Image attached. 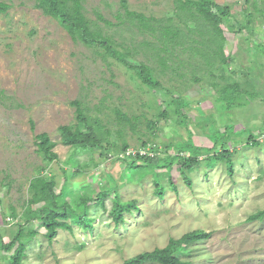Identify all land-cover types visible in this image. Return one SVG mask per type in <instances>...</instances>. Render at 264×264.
<instances>
[{
    "label": "rangeland",
    "instance_id": "1",
    "mask_svg": "<svg viewBox=\"0 0 264 264\" xmlns=\"http://www.w3.org/2000/svg\"><path fill=\"white\" fill-rule=\"evenodd\" d=\"M126 1L130 11L158 19L170 17L174 9V0ZM214 1L230 10V21L221 28L224 51L231 59L228 67L211 76L197 69L196 59L181 46L165 56L154 37L117 25L125 21L120 0H82L86 17L130 50L129 62L144 63L154 71L160 87L148 89L132 70L103 57L97 49L73 42L32 1L0 0L10 6L6 14H0V181L4 185L0 239L7 243L25 221L24 205L34 177L54 179L56 195L71 192L75 198L84 195L91 201L88 221L79 225L75 217L69 218L73 232L58 230L51 241L45 228L34 222L37 235L27 245L23 264H123L195 230L212 236L180 250L177 256L183 261L264 264V220L248 221L264 209V56L255 50L264 44V0H257V11L245 5V0ZM245 8L254 14L252 23L235 32L229 24L235 29L239 23L245 26ZM97 15L110 24L98 21ZM159 57H165L164 69ZM221 74L225 82L238 81L247 90L254 84L255 98L246 95L244 107L228 110L211 86L221 85ZM167 92L184 98L180 102L189 119L187 127L168 106ZM74 101L87 110L96 133L100 128V145L88 151L63 146L60 141V127L77 126ZM166 107L168 117L157 120ZM118 112L125 118L118 117ZM228 125L237 133L248 130L241 136L249 131L260 136L256 147L245 146L244 139L229 143V151L234 150L232 174L224 161L206 163L203 159L191 171L177 162L167 172L157 165V158L166 156V146L186 144L190 139L197 147H209L213 133L223 132ZM43 133L56 143V159L49 163L34 144ZM147 141L158 147L152 156L157 166L146 168L139 162L128 168L130 161L117 158L122 146L137 150ZM183 176L190 179V186ZM108 190H114L122 203L136 206L123 213L119 224L112 216L115 197L107 194L103 204L96 199ZM159 190H163L162 197L157 195ZM71 208L80 215L75 203ZM11 254L1 253L0 264H9Z\"/></svg>",
    "mask_w": 264,
    "mask_h": 264
},
{
    "label": "trees",
    "instance_id": "2",
    "mask_svg": "<svg viewBox=\"0 0 264 264\" xmlns=\"http://www.w3.org/2000/svg\"><path fill=\"white\" fill-rule=\"evenodd\" d=\"M33 2L35 9L58 22V24L68 33L73 42L81 43L87 48L97 49L103 57H110L118 63L132 70L137 79L148 89H157L160 87L154 71L146 64H132L127 59L130 56V50L123 44H117L112 37L107 36L102 28L94 21L89 20L84 11L82 0H30ZM245 5H251L257 11V0H245ZM120 5L125 11V21L120 20L119 26L126 25L138 29L139 33L154 37L161 45L165 56L168 51H173L177 46H181L182 51H189L191 58L196 59L197 69L213 75V72L219 69L228 67L231 57L225 54L224 47L226 38L221 26L223 23L229 22L231 14L229 7L218 5L214 0H174V9L172 15L166 18L147 17L143 14L130 11L126 0H120ZM10 6L5 2H0V14L4 15L8 12ZM244 15L247 18L245 26L239 23L235 29L232 23L231 28L235 32H241L246 29L254 18V14L244 9ZM98 21H102L109 25L100 15H97ZM198 38V39H195ZM146 46H150L149 42H144ZM152 49L155 48L152 45ZM255 50L264 56V44L255 46ZM156 52V50H155ZM158 57V55H156ZM165 57H159V64L164 69L166 67ZM223 74V73H222ZM219 76V83H212L213 91L222 105L228 110L232 108H242L245 106L244 98L246 95L255 98L254 84H250L251 90L244 89L240 82L235 81L232 84L225 82L223 75ZM252 91V92H251ZM260 94L259 92H256ZM167 92L169 97L168 106H171L175 116H182L183 127H187L189 119L183 111L181 100H184L181 95L174 96ZM242 96V98H240ZM220 102V103H221ZM76 107L77 126H62L59 128L60 141L63 146L74 147L81 151H88L99 146L101 143L98 138L100 128H97V133L91 126L86 115L87 110L78 101L71 103ZM169 108V107H168ZM167 107L162 109L158 115V119H166L168 117ZM120 118H125L121 113H117ZM153 125V123H151ZM83 129L86 130L83 131ZM248 131V130H247ZM247 131L242 130L237 133L234 126H226L223 132L217 131L213 133L212 139L209 138L211 145L209 147H197L190 139L186 144L168 145L164 149L165 158H157V165L166 168V172L171 168L174 162H177L183 170L191 171L198 167L204 159L206 163H214L216 161H224L229 174H232V154L227 146L236 138L239 142L244 139V145L256 147L259 145L258 138L250 131L246 136ZM190 138L191 134L189 133ZM242 137V138H240ZM245 137V138H244ZM236 140V141H237ZM242 142V141H241ZM34 144L37 148V153L46 162H51L56 159V154L53 149L56 143L51 141L45 133L35 137ZM151 145V141L142 142L141 148H146ZM154 145V144H153ZM126 145L122 146L119 153L124 152ZM219 149V151H218ZM157 146H151V152L156 153ZM173 153V155L170 154ZM106 154V153H105ZM187 154V156H183ZM155 159L149 156H136L128 163V168L138 166L139 162L144 163V167H153ZM138 164V165H137ZM45 170V168H44ZM181 174H183L181 172ZM186 183L190 186V179L183 176ZM4 187L0 181V190ZM56 183L54 179L45 177H34L29 182L28 198L24 205L25 221L18 225L11 240L4 243L0 239V255L1 253H12L9 259V264H23V259L26 254L27 245L36 237L37 232L32 225L38 222L46 230V237L49 241L53 240L58 230L73 232L71 225L67 223L69 218H76V222L82 225L84 221H88L87 204L91 201L88 197L82 196L75 198L71 192H61L56 195L54 189ZM111 193L115 197V202L112 209L113 220L116 224L123 221V213L130 212L135 209L134 202L122 203L119 200L118 194L113 190L100 192L96 195L98 203L103 204L105 196ZM159 197L163 196V190L157 191ZM96 200V201H97ZM75 203V208L80 211V215L73 212L71 204ZM16 214L13 212L12 217ZM264 220V209L259 210L249 216V222H262ZM212 236L211 232L195 230L184 234L179 239H170L168 244L162 249H155L152 252L139 254L131 259L123 262V264H191L188 261H183L177 256V253L183 248L190 245L204 242Z\"/></svg>",
    "mask_w": 264,
    "mask_h": 264
},
{
    "label": "built area",
    "instance_id": "3",
    "mask_svg": "<svg viewBox=\"0 0 264 264\" xmlns=\"http://www.w3.org/2000/svg\"><path fill=\"white\" fill-rule=\"evenodd\" d=\"M151 146L152 145H148L146 148L142 147V148L137 149V150L126 149L124 152L120 153L117 158L119 160H124V159L125 160H130V159H133L136 156H149V157H152L153 154H155V153L151 152Z\"/></svg>",
    "mask_w": 264,
    "mask_h": 264
}]
</instances>
